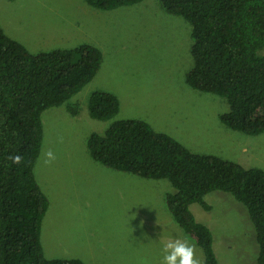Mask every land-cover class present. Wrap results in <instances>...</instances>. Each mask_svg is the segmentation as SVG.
Listing matches in <instances>:
<instances>
[{
	"label": "rangeland",
	"instance_id": "obj_1",
	"mask_svg": "<svg viewBox=\"0 0 264 264\" xmlns=\"http://www.w3.org/2000/svg\"><path fill=\"white\" fill-rule=\"evenodd\" d=\"M0 26L32 53L97 46L103 55L94 78L66 104L42 112L43 141L34 174L49 200L40 240L46 258H77L88 264H161L163 244L186 239L203 264L204 252L179 226L166 205L174 189L166 179L114 170L95 161L87 139L119 119L138 118L192 152L214 154L246 168L264 170V132L250 135L221 122L227 101L190 86L191 25L160 0H141L103 10L86 0H0ZM120 101L108 120L90 116L92 92ZM51 150L56 160L43 163ZM210 211L192 204L212 231L219 264H258L255 228L246 207L215 190L205 196Z\"/></svg>",
	"mask_w": 264,
	"mask_h": 264
},
{
	"label": "trees",
	"instance_id": "obj_2",
	"mask_svg": "<svg viewBox=\"0 0 264 264\" xmlns=\"http://www.w3.org/2000/svg\"><path fill=\"white\" fill-rule=\"evenodd\" d=\"M13 1V0H10ZM103 10L141 0H86ZM168 12L191 25L193 64L186 82L223 97L220 114L233 130L264 132V0H160ZM101 50L81 43L38 53L10 37L0 26V264H88L80 259H49L40 240L49 200L34 174L43 141L42 112L66 104L89 83L102 64ZM119 98L96 90L88 99L91 117L113 118ZM91 157L114 170L151 179L166 178L174 191L166 205L187 235L204 252L203 264H219L211 229L199 221L192 204L210 211L205 196L224 191L242 203L255 228L258 264H264V170L246 168L214 154L190 151L142 119L113 121L87 139ZM20 156L13 164L10 156Z\"/></svg>",
	"mask_w": 264,
	"mask_h": 264
},
{
	"label": "clouds",
	"instance_id": "obj_3",
	"mask_svg": "<svg viewBox=\"0 0 264 264\" xmlns=\"http://www.w3.org/2000/svg\"><path fill=\"white\" fill-rule=\"evenodd\" d=\"M9 159L13 164H19L21 157L10 156ZM56 160L55 154L48 150L44 153L43 163L50 165ZM163 256L161 264H200V261L196 258V250L186 239L169 240L163 244L162 248Z\"/></svg>",
	"mask_w": 264,
	"mask_h": 264
}]
</instances>
